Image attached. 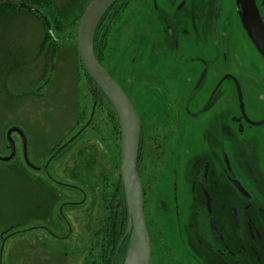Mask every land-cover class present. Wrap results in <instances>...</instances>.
<instances>
[{"label":"rangeland","instance_id":"1","mask_svg":"<svg viewBox=\"0 0 264 264\" xmlns=\"http://www.w3.org/2000/svg\"><path fill=\"white\" fill-rule=\"evenodd\" d=\"M181 3L185 4L182 22L171 16V10ZM236 3L223 0L216 30L218 45L213 47L216 0H129L111 30L105 64L138 107L145 99L152 112L160 105L155 102L159 93L148 89L147 80L154 76L157 81L174 78L176 65L182 61L203 68L217 57L221 60L225 45L230 72L242 80L246 73L264 80L263 56L244 28ZM189 5L195 8L192 15L187 13ZM32 22L16 26L12 22L0 28V32L6 31L0 33V46L12 41L17 48L34 53L41 30ZM169 35L182 48L181 55H176V47L168 46ZM36 64L27 75L16 76L9 84L12 98L0 94V264H51L52 259L53 264H77L66 246L50 247L44 242H49L45 239L50 238V229L57 236L63 235L49 226L57 208L65 218L62 230L68 225L75 231L91 230L101 178L110 170L108 148L90 133L89 127L82 132L87 119L81 108L85 104L90 110L93 100L73 43L68 41L59 49L47 78H42V63ZM238 64L246 69L245 73ZM210 79L205 82L206 89L213 86L214 80L210 83ZM244 87L247 95L248 88ZM157 88L162 92L161 85ZM255 90L250 93L256 103H261L263 95L258 87ZM27 91L34 94L25 96ZM155 121L161 126L169 119L159 114ZM165 128L170 130L172 126ZM4 130L6 141L1 140ZM89 135L93 139L86 141ZM83 139L86 142L80 143ZM59 147L67 150L58 152ZM155 180L149 186L152 200Z\"/></svg>","mask_w":264,"mask_h":264},{"label":"flooded vegetation","instance_id":"2","mask_svg":"<svg viewBox=\"0 0 264 264\" xmlns=\"http://www.w3.org/2000/svg\"><path fill=\"white\" fill-rule=\"evenodd\" d=\"M217 1L213 47L218 45L216 30L223 7L221 0L215 26ZM184 3L171 10L181 22ZM256 4L264 21V0ZM188 9V15L195 11L190 5ZM171 35L167 44L181 55L182 48ZM227 48L224 58L203 68L182 61L174 78L147 80L148 89L159 93L157 111L141 100L143 95L139 108L118 81L142 119L138 170L151 242L149 264H264V80L247 73L242 80L230 72ZM209 76L213 86L206 89ZM255 86L263 95L261 103L250 93ZM159 114L169 122L157 124ZM153 178L157 184L152 200Z\"/></svg>","mask_w":264,"mask_h":264},{"label":"trees","instance_id":"3","mask_svg":"<svg viewBox=\"0 0 264 264\" xmlns=\"http://www.w3.org/2000/svg\"><path fill=\"white\" fill-rule=\"evenodd\" d=\"M90 1L0 0L1 29L8 27L12 22L16 26L20 23L23 25L26 22L28 23V21L31 23L34 21L36 28L41 30L38 46L34 53L25 49V47L18 46L17 48L12 41L5 42V45L1 42V95L6 93L7 96L12 98L13 95L10 92L9 84L13 83L16 76L23 77V75H27L29 68L31 70L32 66H37L36 62L38 65L42 63L44 72L42 78H47L53 69L57 52L68 41L73 43L78 55L76 48L77 27L82 13ZM128 2L129 0H116L103 15L96 29L94 35L95 54L106 68L105 60L109 57L108 44L111 30L127 7ZM8 21L11 22L8 23ZM78 63L92 100L96 102L94 105L92 101L90 110L86 109L85 104L81 108V114L86 116L87 119L82 132L86 131L87 127H94L96 133L93 129H91L92 132L90 133L98 137L107 146L110 170L105 171L101 178L97 213L92 219L91 230L88 233L83 230L75 231L69 225L65 231L62 230L61 223L65 218L60 213L59 208H57L55 209L54 222L50 223L49 226L63 232V235L57 236L50 229L47 231L50 238L45 239L46 241L49 240V242L44 243L50 247L61 248L66 246L69 253L74 256V259L76 258L75 263L77 264H124L131 236L128 234L124 241L121 242L128 227L129 212L120 173V122L109 99L99 87L95 86L94 81L82 66L79 56ZM24 94L26 96L34 94V92L27 91ZM93 122L94 124H92ZM3 133L1 140L6 141L7 132L4 130ZM88 138H93V136L89 135L86 139ZM63 150H67V148H58V152L62 153ZM57 153L53 156L54 160H56ZM61 197L59 201H61ZM62 204L66 205L65 202ZM54 262L55 259H52L51 264Z\"/></svg>","mask_w":264,"mask_h":264},{"label":"water","instance_id":"4","mask_svg":"<svg viewBox=\"0 0 264 264\" xmlns=\"http://www.w3.org/2000/svg\"><path fill=\"white\" fill-rule=\"evenodd\" d=\"M116 0H91L84 9L76 33V48L80 62L95 86L99 87L113 106L120 122V173L125 189L129 222L125 237L131 241L124 264H149L151 242L144 213V195L138 170V149L142 119L132 99L109 70L100 62L94 50V35L99 22ZM242 23L264 58V21L256 0H236ZM221 10L217 1L215 26ZM205 71L201 77L203 76ZM95 87V89H96ZM133 252L131 261L130 255Z\"/></svg>","mask_w":264,"mask_h":264},{"label":"bare ground","instance_id":"5","mask_svg":"<svg viewBox=\"0 0 264 264\" xmlns=\"http://www.w3.org/2000/svg\"><path fill=\"white\" fill-rule=\"evenodd\" d=\"M132 255H133V252H132L131 255H130L129 261H131Z\"/></svg>","mask_w":264,"mask_h":264}]
</instances>
